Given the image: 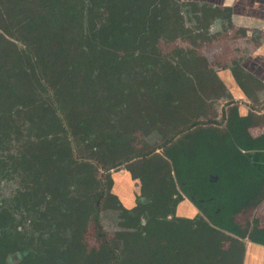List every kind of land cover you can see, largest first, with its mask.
I'll list each match as a JSON object with an SVG mask.
<instances>
[{
    "label": "trees",
    "instance_id": "16d2710c",
    "mask_svg": "<svg viewBox=\"0 0 264 264\" xmlns=\"http://www.w3.org/2000/svg\"><path fill=\"white\" fill-rule=\"evenodd\" d=\"M232 15L231 7L182 0H0L1 45L10 43L4 34L22 43L11 68L20 85L0 84V109L12 115L0 117L29 145L19 163L45 167L30 200L56 194L50 227L38 223L39 246L17 239L5 254L28 252L21 264H65L88 227L98 246L83 264H244L246 239L264 246L252 222L264 173L245 153L264 151V81L244 57L221 67L252 102L243 115L196 47L163 50L175 37L194 46L210 40L218 17L235 28ZM225 97L218 119L214 101ZM153 132L161 139L152 145L145 137ZM123 166L141 181L132 209L112 192L111 171ZM177 183L204 215L186 212ZM108 208L121 211L114 236L102 223Z\"/></svg>",
    "mask_w": 264,
    "mask_h": 264
},
{
    "label": "rangeland",
    "instance_id": "374dc122",
    "mask_svg": "<svg viewBox=\"0 0 264 264\" xmlns=\"http://www.w3.org/2000/svg\"><path fill=\"white\" fill-rule=\"evenodd\" d=\"M176 1V0H175ZM194 2L195 0H188ZM200 3H208L215 5L214 3H211V1L206 0H196ZM220 7H225L223 5H219ZM190 9V7H188ZM182 12V11H181ZM189 12L183 11V14L185 15V26L187 28H194L197 26V23L190 18L188 15ZM209 28L210 33L212 37L210 40H206L202 42L201 44L194 46L189 43L187 38L183 37H175L171 41L164 42L163 50L165 53H170L171 51L175 50L176 48H190V47H196L197 51L206 56L210 62L212 63V67L214 69L218 70L219 76L221 79H223V82L225 83L228 91L234 95L235 86L231 85V75H230V69H222L221 67L225 65L230 66L231 62L235 58H243V65L248 68L250 71L258 75L263 81H264V54L262 57L253 58L254 53L259 49L257 48V44L261 43L263 40V34L258 28H255L254 31L251 30L249 27L240 26L237 25L235 28H229L227 19L224 17H218L213 21ZM228 28V29H227ZM241 28L249 29V33L247 35H243L241 33ZM240 30V31H239ZM179 34L178 36H180ZM7 37L8 49H5L3 47V42H0V84H8L12 86L20 85L18 78L13 76L11 68H13V56L15 54V51L22 48V43L16 39L12 38L10 36ZM258 60V61H257ZM36 59L33 60L35 62ZM29 70H33L34 65H29ZM230 79V81H229ZM235 80V79H234ZM233 80V82H234ZM236 82V80H235ZM234 82V84H235ZM237 83V82H236ZM238 86V85H237ZM239 87V86H238ZM240 88V87H239ZM241 89V88H240ZM7 94L5 97L0 99V105L2 100H6ZM262 98L264 100V93L262 94ZM230 100L229 97L222 98L219 101H213L216 103V107L219 113L218 119L221 118L222 115V109L224 105ZM248 103H243L244 107L249 111V106L251 102L248 98H246ZM240 102V101H239ZM252 104V102H251ZM242 107V105H240ZM0 113L9 114L12 115L8 110L3 111L0 109ZM1 115V114H0ZM17 123H23L28 126L29 122L25 120V117L16 118ZM263 128H257V130H254V134H258L262 132ZM13 143H18L17 136L15 134ZM146 138V137H145ZM147 142L149 144H156L160 140V135L156 132L152 133L150 136L147 137ZM113 176L115 180V192L117 195H119L123 202L126 204V206H132L135 205V194H133V190L138 189V184L135 183V181L131 179L129 174H127L126 169H119L113 171ZM21 179H17V181H11L8 180L3 183L1 186L0 191V200H10L12 194L21 187L20 182ZM135 187V188H134ZM137 195V194H136ZM257 216H259L260 223L264 226V205L260 206L259 211L256 213ZM102 221L106 228V230L110 233V235L114 236L117 231L122 229L121 226V218H120V211L114 210V209H108L103 212L102 214ZM98 246V241L95 238V233L93 232L92 228L88 227L87 231L78 236L74 240V248L72 255L68 258V261L65 264H83L87 260L88 251L89 249L93 247ZM247 246V243H246ZM17 259H20V257L17 256Z\"/></svg>",
    "mask_w": 264,
    "mask_h": 264
},
{
    "label": "flooded vegetation",
    "instance_id": "af4514ba",
    "mask_svg": "<svg viewBox=\"0 0 264 264\" xmlns=\"http://www.w3.org/2000/svg\"><path fill=\"white\" fill-rule=\"evenodd\" d=\"M182 1H186V0H182ZM233 14H234V10H233ZM232 22L235 26H237V24L234 23L233 21V15H232ZM249 31L250 30L247 29V33H249ZM262 42L260 43L259 47L261 46ZM247 70L250 71L249 69ZM230 75H231L230 79L233 81L235 78L233 77V74L231 71H230ZM235 84L238 85L236 82ZM232 96L236 101L238 102L240 101L239 102L240 105H243L242 104L243 102L241 100H238L234 95ZM245 97L248 98L246 95ZM1 98L3 97L0 96V99ZM1 103L4 104V100H2ZM3 104L0 105V108L3 106ZM0 114H1L0 116L3 115L2 113ZM9 122L10 121L4 119V117H0V191H1V186L3 185V183L8 180L17 181V179H21L20 181L21 187L18 188L12 194L10 200L8 199L0 200V264H21V262L27 256L28 252L17 251V252H9L5 254L4 250L7 247L8 243H9V246L14 245V241L17 239H18L17 244L21 247L31 246V247L37 248L39 246L40 240L38 236L40 232H39L38 227L40 225H38V223L44 224L45 226L50 227L49 224L54 219L52 216L53 214L51 213L52 209L50 210L51 206H50L49 200L52 199V195L55 196L56 194H47L48 195L47 201L44 199L46 194H39V197H40L39 204L35 199L30 200L29 189L35 186V182H38V180H39V183L45 181V178H46L44 174L45 167L43 166L41 167L42 170H38V168H30L29 166H24L19 163V158L22 157L23 155L26 157V159H28L30 155V152L28 149L29 145L21 144V143H15V144L13 143V139H14L13 129L10 127H6L7 124H10ZM146 139L147 137L145 138V140ZM21 149H24V150H21ZM158 152L162 153L161 150H158ZM123 168L126 169L127 174H129L132 181L134 180L135 183L138 184V188H139L138 192L136 189L132 191L133 194H135V202H136L135 205H132V206H126L122 198L118 195L123 205L128 209H132L133 207L137 205V197L138 195L141 194V181L139 179H134L131 173L126 168V166H123L121 169ZM113 171L114 169L111 171L112 176H113ZM36 174H40V176ZM113 179H114V176H113ZM177 184H178L177 186H178L179 193L183 194L185 201L188 202V204L193 208L194 214L192 215V217L198 214L204 215V213L197 207V205H195L193 198L188 197L186 195L187 193L182 190L179 183ZM115 188L116 187H115V180H114V186H113L112 192L117 194L115 192ZM55 204L59 206V200L55 199ZM108 209H113V208H108ZM108 209H105L104 211ZM114 210H119V209H114ZM120 218H121V211H120ZM121 222H122V218H121ZM19 237L21 238L19 239ZM247 240L248 239H246V242ZM17 256L20 257V259L16 260L15 258H17Z\"/></svg>",
    "mask_w": 264,
    "mask_h": 264
},
{
    "label": "crops",
    "instance_id": "0c3cea01",
    "mask_svg": "<svg viewBox=\"0 0 264 264\" xmlns=\"http://www.w3.org/2000/svg\"><path fill=\"white\" fill-rule=\"evenodd\" d=\"M206 1H211V3H214L215 6L223 5L226 7H232L234 10V14H233L234 23L240 26L249 27L253 31L255 28H258L262 32L263 40H264V0H206ZM263 54H264V41L262 42L261 46L254 53V56L252 57L257 59L258 57H262ZM230 82L231 85L235 86L234 96L238 100H241L243 103L244 102L248 103L242 90L236 84H234L232 80ZM240 111L243 115L248 114V110L244 107V105H242V107L240 106ZM255 129L256 128L252 130L254 131ZM251 157L253 164L264 173V151L251 152ZM182 205L183 208L187 209L186 212L189 213L190 205L188 204V202L185 201L182 203ZM262 205H264V201L254 211L252 216V220H253L252 222L254 226H255L254 222H256V225H259L258 227L264 230V226L260 224L261 220H259V216H257L256 214L259 211L260 206ZM192 213H194V211ZM246 243L247 246H246L244 264H264V246L255 244L249 240H247Z\"/></svg>",
    "mask_w": 264,
    "mask_h": 264
},
{
    "label": "water",
    "instance_id": "95a60500",
    "mask_svg": "<svg viewBox=\"0 0 264 264\" xmlns=\"http://www.w3.org/2000/svg\"><path fill=\"white\" fill-rule=\"evenodd\" d=\"M251 152H256V150H252V151H245V153L250 157V158H252L251 157Z\"/></svg>",
    "mask_w": 264,
    "mask_h": 264
}]
</instances>
